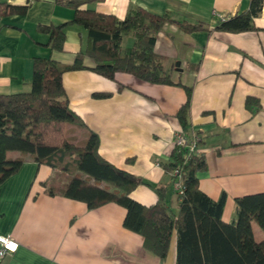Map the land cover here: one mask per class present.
I'll use <instances>...</instances> for the list:
<instances>
[{
    "label": "crops",
    "instance_id": "obj_1",
    "mask_svg": "<svg viewBox=\"0 0 264 264\" xmlns=\"http://www.w3.org/2000/svg\"><path fill=\"white\" fill-rule=\"evenodd\" d=\"M88 1L81 9L120 21L140 8L211 29L250 9V0ZM8 6L27 12L0 15V95L31 90L36 58L72 65L87 44V31L71 24V6L58 0H16ZM64 24L65 51H52L49 34L38 28ZM255 25L256 31L244 33L188 34L166 24L155 52L173 85L150 84L125 73L108 80L93 71L96 63L86 57V69L63 77L70 108L86 125H68L69 137L84 147L90 133L97 134L99 154L107 162L152 187L167 188L174 215L181 199L166 166L175 137L182 131L189 140L198 138V154L207 163L198 174L200 189L214 201L226 195L223 220L236 222V199L264 193V7ZM134 43L127 35L124 53ZM185 87L193 88L186 131L177 118L187 101ZM106 93L112 96L96 97ZM8 157L24 163L0 185V235H12L20 247L1 264H177L176 232L162 260L145 248L141 235L124 227V208L109 203L89 209L64 196L68 175L30 155L11 152ZM152 187L140 185L130 196L143 206L155 205L158 195ZM252 226L256 241H263L259 225Z\"/></svg>",
    "mask_w": 264,
    "mask_h": 264
},
{
    "label": "trees",
    "instance_id": "obj_2",
    "mask_svg": "<svg viewBox=\"0 0 264 264\" xmlns=\"http://www.w3.org/2000/svg\"><path fill=\"white\" fill-rule=\"evenodd\" d=\"M75 10L71 24L87 31V44L74 64L64 65L51 58L34 61L31 90L14 95H0V185L18 173L24 160L10 159L8 154L30 155L44 164L69 176L63 190L65 197L84 202L89 209L115 203L127 212L124 227L144 238L145 248L164 260L167 258L174 233H177V264H264V240L256 241L253 223L264 232V193L236 199L237 221L226 223L223 212L226 195L214 201L201 191L198 174L207 163L199 154L189 155L185 147L175 146L171 163L166 169L183 174L185 195L177 215L167 200V188L152 187L135 175L124 172L99 154V138L90 133L84 147L73 143L68 125L86 126L70 108L63 77L68 72L86 69L84 59L96 63L93 71L115 81L119 73L155 85H173L171 75L155 52L157 35L166 24L183 32L199 31L244 33L256 31L255 19L263 11L264 0H250L248 12L220 21L211 29L203 23L179 20L171 14L163 16L137 8L124 21L114 15L99 14L81 9L88 0H58ZM27 8L0 4V15H25ZM68 24L40 26L49 34L47 46L52 51H65ZM135 39L132 49L123 51L124 39ZM187 101L177 113L183 128L189 126V109L193 88L185 87ZM112 94H96L109 98ZM250 103V102H249ZM173 183L176 178L173 176ZM140 185L152 187L158 202L143 206L131 198Z\"/></svg>",
    "mask_w": 264,
    "mask_h": 264
},
{
    "label": "built area",
    "instance_id": "obj_3",
    "mask_svg": "<svg viewBox=\"0 0 264 264\" xmlns=\"http://www.w3.org/2000/svg\"><path fill=\"white\" fill-rule=\"evenodd\" d=\"M16 0H0V4L6 3L8 5H14ZM175 146L185 147L189 151V155L198 154L199 139L195 138L189 140L185 136L184 132H179L175 137ZM176 178L174 182L175 190L178 197L182 200L185 195V186L183 182V174L179 169H175L172 172ZM20 247L19 242L12 235H0V264L8 257L15 254Z\"/></svg>",
    "mask_w": 264,
    "mask_h": 264
},
{
    "label": "rangeland",
    "instance_id": "obj_4",
    "mask_svg": "<svg viewBox=\"0 0 264 264\" xmlns=\"http://www.w3.org/2000/svg\"><path fill=\"white\" fill-rule=\"evenodd\" d=\"M173 213V212H172ZM261 234L264 236V232L262 231V229H261Z\"/></svg>",
    "mask_w": 264,
    "mask_h": 264
},
{
    "label": "water",
    "instance_id": "obj_5",
    "mask_svg": "<svg viewBox=\"0 0 264 264\" xmlns=\"http://www.w3.org/2000/svg\"><path fill=\"white\" fill-rule=\"evenodd\" d=\"M180 64H177V66H179Z\"/></svg>",
    "mask_w": 264,
    "mask_h": 264
}]
</instances>
